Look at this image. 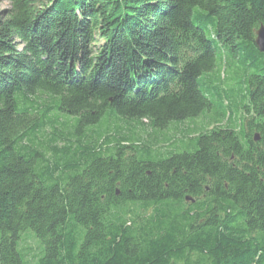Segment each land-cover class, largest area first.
Segmentation results:
<instances>
[{
  "label": "trees",
  "instance_id": "trees-1",
  "mask_svg": "<svg viewBox=\"0 0 264 264\" xmlns=\"http://www.w3.org/2000/svg\"><path fill=\"white\" fill-rule=\"evenodd\" d=\"M4 1L0 264H264V0Z\"/></svg>",
  "mask_w": 264,
  "mask_h": 264
},
{
  "label": "water",
  "instance_id": "water-1",
  "mask_svg": "<svg viewBox=\"0 0 264 264\" xmlns=\"http://www.w3.org/2000/svg\"><path fill=\"white\" fill-rule=\"evenodd\" d=\"M254 43L259 51L264 52V25H260L255 31ZM259 138L257 135L254 136V141Z\"/></svg>",
  "mask_w": 264,
  "mask_h": 264
},
{
  "label": "rangeland",
  "instance_id": "rangeland-1",
  "mask_svg": "<svg viewBox=\"0 0 264 264\" xmlns=\"http://www.w3.org/2000/svg\"><path fill=\"white\" fill-rule=\"evenodd\" d=\"M7 8H8V3L4 0H0V10H6ZM25 260H27V258H25Z\"/></svg>",
  "mask_w": 264,
  "mask_h": 264
}]
</instances>
